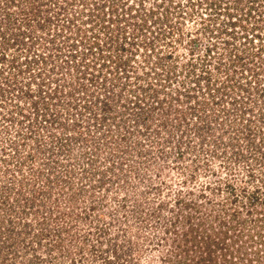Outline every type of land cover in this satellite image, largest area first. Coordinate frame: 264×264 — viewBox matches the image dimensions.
<instances>
[{"label": "rangeland", "instance_id": "374dc122", "mask_svg": "<svg viewBox=\"0 0 264 264\" xmlns=\"http://www.w3.org/2000/svg\"><path fill=\"white\" fill-rule=\"evenodd\" d=\"M5 1L0 222L21 233L16 264H164L187 215L229 264H264V0Z\"/></svg>", "mask_w": 264, "mask_h": 264}, {"label": "trees", "instance_id": "16d2710c", "mask_svg": "<svg viewBox=\"0 0 264 264\" xmlns=\"http://www.w3.org/2000/svg\"><path fill=\"white\" fill-rule=\"evenodd\" d=\"M29 1V0H28ZM34 0H31V3ZM14 0H6L5 1V8L7 10H9V7H12L14 4ZM96 12L98 13V8L96 9ZM31 31H29L30 33ZM234 58H236L234 56ZM90 64H92L93 66H95L96 64H94L93 62H91ZM51 97L55 98V95H52ZM39 191H35L33 192L32 198L30 199H25L24 203L26 204L27 202V209L24 210L22 209L21 211H19V208L16 212H14L13 215H17L18 213L20 215H22L21 218H24L25 215H27V212L29 211V209L31 207H37L38 205L36 204L37 202V196H40V192L41 191H45L44 189L38 188ZM5 190H7V192H2L1 191V185H0V211L4 213V208H5V200L7 197V193L9 192L8 188L5 187ZM226 190H230L229 187H226ZM251 194H254V192H252ZM199 198H204V194L201 193V191H199V194H197L196 199L198 200ZM241 199V198H240ZM247 199H249L252 203L255 202L254 200V196H249ZM193 200L194 204L197 205L195 198L191 199ZM259 200V198H258ZM192 202V201H191ZM260 202V201H259ZM23 203V201H22ZM241 203V202H239ZM184 208L189 207L190 204H188L187 202L184 203ZM44 206V204H43ZM237 207V206H235ZM94 209V206H90L84 210L92 211ZM19 211V212H18ZM228 211V210H227ZM34 214L36 212H33ZM38 213V212H37ZM43 213V212H42ZM52 211L47 214V215H51ZM86 214V213H85ZM43 214H41V217L39 216V214H35V221L37 220V222H35V226H38L37 223H43L45 218H43L44 216H42ZM236 215V214H235ZM85 216V215H84ZM83 216V217H84ZM88 216V215H87ZM12 216L11 214H6V219H10ZM264 218V216H263ZM262 218V219H263ZM41 219V220H40ZM192 218L189 217L188 215L185 216L184 218V224L186 225L185 230H183L182 235H181V239L177 242V247L175 250H173L171 253H169V256L163 257V261L164 264H229L230 262L227 261L225 259V249L223 248V246H219L221 243L220 242H215L214 241V237L211 236V234H203V229L200 225L195 224L197 221L196 220H191ZM80 220L82 221V218H80ZM27 221V218H26ZM25 220H21V226L18 228V230L21 228L27 233L29 237H35V239L38 241L42 240L44 237H47L49 235L48 232H46L45 230H40V231H32L33 228V224L32 226L29 225ZM72 221V219H71ZM176 221L177 220L176 218ZM262 220H258V218L255 216L254 222L255 224L257 223H261ZM9 224L11 225L10 220H8ZM198 223V222H197ZM37 224V225H36ZM175 226V225H174ZM201 228V236H199L198 234V229ZM1 230H6V232H3ZM12 227H6V229H2V222H0V264H2L3 262H5V259H9V262L12 264H16V258H18V254L19 251L17 250V248H15L14 244L12 243L13 240H11V235L14 233V236H18L21 234L19 231H16ZM60 233V232H58ZM31 235V236H30ZM9 236V237H8ZM184 240V243H183ZM17 247V245H16ZM219 251V252H218ZM225 251V252H224ZM117 251H114V254H116ZM221 255V256H220ZM39 256L34 257V263L32 262H26L27 259L21 262V264H35L36 260L38 261L40 258H38ZM220 258V259H219ZM41 260V259H40ZM109 261V260H108Z\"/></svg>", "mask_w": 264, "mask_h": 264}]
</instances>
